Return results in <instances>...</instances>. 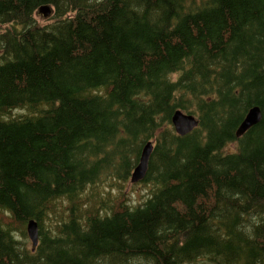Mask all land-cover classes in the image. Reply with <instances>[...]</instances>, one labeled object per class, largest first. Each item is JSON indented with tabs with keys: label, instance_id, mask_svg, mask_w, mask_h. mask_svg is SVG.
<instances>
[{
	"label": "trees",
	"instance_id": "trees-1",
	"mask_svg": "<svg viewBox=\"0 0 264 264\" xmlns=\"http://www.w3.org/2000/svg\"><path fill=\"white\" fill-rule=\"evenodd\" d=\"M0 213V264H264V0H0Z\"/></svg>",
	"mask_w": 264,
	"mask_h": 264
},
{
	"label": "water",
	"instance_id": "water-1",
	"mask_svg": "<svg viewBox=\"0 0 264 264\" xmlns=\"http://www.w3.org/2000/svg\"><path fill=\"white\" fill-rule=\"evenodd\" d=\"M39 12L42 14L44 18H50L52 16V8L49 5H44L39 8ZM263 118L262 111L259 107H253L247 113L245 119L239 126L236 136L238 138L245 135L250 129L260 124ZM172 123L175 128V131L180 136H186L190 134L193 130H195L199 126V120L191 114H186L181 110L175 112ZM153 151V143H148L143 149L139 164L135 168L132 177L131 183L137 184L142 182L148 173L149 163L151 154ZM27 232L30 240L34 248L37 247L39 243V225L35 220H30L27 225Z\"/></svg>",
	"mask_w": 264,
	"mask_h": 264
},
{
	"label": "rangeland",
	"instance_id": "rangeland-1",
	"mask_svg": "<svg viewBox=\"0 0 264 264\" xmlns=\"http://www.w3.org/2000/svg\"><path fill=\"white\" fill-rule=\"evenodd\" d=\"M49 19L50 18L48 19L44 18L42 15L37 16V20L43 24L47 23ZM174 78H176V76H174ZM24 112H25L24 110H17L13 113V116H18L19 114L22 115ZM194 116L198 119L197 115L194 114ZM101 192H102L101 194L103 198L108 193H110L112 197V201L118 202L120 200H123L121 191L110 190L109 188H104L103 190H101ZM123 192L126 195L125 201L129 202V204H136L143 200L144 198L143 196L147 194V189L142 184H131V181H130L123 189ZM0 223L11 224L13 223V221L9 218L8 215L4 216L2 215V213H0ZM14 226L16 227V229H19V230L23 227L19 223H14ZM25 240H26L27 246L32 248L33 245H32V241L30 240L29 236Z\"/></svg>",
	"mask_w": 264,
	"mask_h": 264
}]
</instances>
